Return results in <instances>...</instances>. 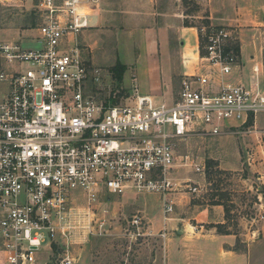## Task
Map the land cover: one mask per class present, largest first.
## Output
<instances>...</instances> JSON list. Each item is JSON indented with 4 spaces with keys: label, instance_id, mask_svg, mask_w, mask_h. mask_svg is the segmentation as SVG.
<instances>
[{
    "label": "built area",
    "instance_id": "1",
    "mask_svg": "<svg viewBox=\"0 0 264 264\" xmlns=\"http://www.w3.org/2000/svg\"><path fill=\"white\" fill-rule=\"evenodd\" d=\"M97 4L39 0L36 40L42 48L0 41L4 264H38L45 249L53 253L46 264L62 256L59 251L65 255L60 264H75L79 258L72 248L89 235L109 231V212L103 211L102 217L98 212L101 202L114 196L159 194L168 222L176 194L202 193L192 180L171 177L178 166L175 145L188 138L256 135L260 150L248 152V163L264 166V129L258 128V118L264 116L263 58H251L249 80L243 82L236 78L240 65L230 48L231 32L203 28L202 61L209 73L184 76L175 101L135 94L126 104H107L91 95L81 54L80 37L92 28ZM249 124L253 128L242 131ZM194 167L196 173L205 170ZM258 177L264 181V173ZM143 226L144 218L134 216L132 237L146 235ZM160 236L167 239L166 232Z\"/></svg>",
    "mask_w": 264,
    "mask_h": 264
},
{
    "label": "rangeland",
    "instance_id": "2",
    "mask_svg": "<svg viewBox=\"0 0 264 264\" xmlns=\"http://www.w3.org/2000/svg\"><path fill=\"white\" fill-rule=\"evenodd\" d=\"M160 1L163 11L177 12L183 21L175 23L170 13L163 16L161 25L169 33L164 31L158 40L156 34V37L142 35V29L150 28L149 22H132L122 16L107 20L99 27L95 23L94 29L81 36V54L88 69L90 92L98 100L126 104L136 93L137 81L142 85L140 93L146 95L147 86L154 87L160 79L162 95H166H161L164 99L160 101H175L182 90L183 73L188 69L184 65L181 74L183 56L178 34L174 32L180 26L230 31V48L239 49L236 54L240 68L236 78L243 82L249 80L251 58L264 59V0ZM39 23V0H8L0 4V41L18 40L25 49H40L42 45L36 40L40 35ZM205 46L200 39V53L205 54ZM118 65L127 67L122 81L114 71ZM136 74L137 78L133 77ZM258 122L259 130L264 129V116ZM251 128L249 124L242 131ZM258 141L256 135L229 132L218 137L194 136L176 143L178 166L171 177L192 180L193 187L197 186L202 193L186 190L174 196L175 212L168 216L176 220L174 229L165 226L163 196L132 193L114 196L111 201L103 200L98 212L100 217L103 211L109 212V231L89 235L82 245L72 248L79 258L75 264H167V248L175 263L181 260L180 250L170 239L177 238L178 225H197L196 218L203 210L210 213V221L205 223L207 230L216 228L219 234L236 235L238 242L234 249L248 250V245L258 240L264 224V185L258 179L259 173H264V166L259 162L248 163V152L260 150ZM196 165L205 167L203 173H196ZM134 216L144 218L141 232L146 235L132 237L130 222ZM163 232L167 233V239L160 236ZM201 251L203 261L217 262L211 244L207 251L204 246ZM250 251L254 264H264V239L250 247ZM59 252L62 256L53 257L49 264H60L65 255ZM50 255L53 253L49 249L41 251L38 264H46Z\"/></svg>",
    "mask_w": 264,
    "mask_h": 264
},
{
    "label": "crops",
    "instance_id": "3",
    "mask_svg": "<svg viewBox=\"0 0 264 264\" xmlns=\"http://www.w3.org/2000/svg\"><path fill=\"white\" fill-rule=\"evenodd\" d=\"M160 5V0H98L96 9L92 12L91 16V30L94 29V26L96 27V25H93L95 23L99 27L102 23L107 22V20L111 21V19L122 16L132 22H149L151 24L150 28H147L146 31L142 29L141 33L143 36L146 35L147 37H152L156 34L158 40L160 38V35L164 33V31L165 33H169V30L162 27L161 25V23L163 22L161 18L163 16L169 15L170 13V16L174 18L172 20L175 23H182L183 21V16H181L179 13L163 11L160 8ZM212 17H214L213 14ZM87 31H90V29ZM85 32H83V34ZM174 32L175 34H178L183 56V63L180 66L181 74L182 67L185 68L184 65H186L188 69L184 71L183 74L185 75L182 74L183 76L205 74L204 72L206 70L209 72V69H207L204 62L202 61V55L200 53L199 30L195 27L180 26ZM127 72L129 73L131 72V70L128 68ZM133 77L137 78V74ZM138 84L139 83L137 81L138 88L135 90V94L142 95V93H140L142 85L139 84V86ZM147 87L148 88H146L145 90L149 92L146 93V95L142 96H150L156 101H160L166 96L165 94V96L162 95L163 87L161 88L160 79H157V84L154 87ZM161 95L164 97H162ZM209 215V212L207 213V211L203 210L202 213L199 214L196 218L197 225H189L187 223H185L183 226L178 225L179 228L175 230L177 238H171L170 242L173 241V243L178 247V250H180L181 260H178L174 263L169 255V250L167 248V264H210V260L209 262H205L200 256L202 247L204 246L207 251L208 244H211L213 246V252L217 258V262L215 264H254L250 247H253V245H256L263 241L264 224L261 228L262 232L259 233L258 240H256L252 244H249L248 250L239 252L234 249L235 245L238 242L236 235L219 234L216 228L207 230L205 223H208L210 221ZM175 221V219L170 218L168 222H165L167 226L169 225V230L174 229L176 225ZM219 223L224 224V222ZM255 234L256 232L254 233V235ZM243 242L247 243L249 242V240H244ZM203 253L205 254L206 252ZM0 264H4L1 254Z\"/></svg>",
    "mask_w": 264,
    "mask_h": 264
},
{
    "label": "trees",
    "instance_id": "4",
    "mask_svg": "<svg viewBox=\"0 0 264 264\" xmlns=\"http://www.w3.org/2000/svg\"><path fill=\"white\" fill-rule=\"evenodd\" d=\"M199 33H200V39L203 41V42H205L204 40H203V38H202V34H201V30L199 29ZM236 51L239 53V49H236ZM235 51V52H236ZM201 54H202V52H201ZM203 55H205V54H202V56ZM127 70V67H125V66H117L116 68H115V72H117V75H116V78L119 80V81H122L123 80V76H124V74H125V71Z\"/></svg>",
    "mask_w": 264,
    "mask_h": 264
}]
</instances>
